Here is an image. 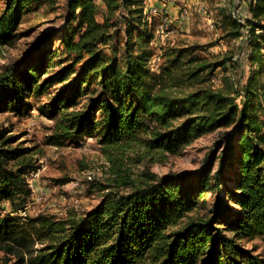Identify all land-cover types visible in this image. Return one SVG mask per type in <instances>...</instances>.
<instances>
[{"label": "trees", "instance_id": "16d2710c", "mask_svg": "<svg viewBox=\"0 0 264 264\" xmlns=\"http://www.w3.org/2000/svg\"><path fill=\"white\" fill-rule=\"evenodd\" d=\"M101 1L105 14L99 21L97 0H66L63 24L47 33L39 56L22 70L0 73V111L28 112L30 94L38 97L64 84L39 107L51 118L60 114L45 143L59 146L96 136L114 177L111 184L95 186L104 192L81 216L21 215L31 194L25 174L38 166L31 149L13 145L17 136L1 129L0 264H9L5 254L14 255L19 264H264L254 246L244 243L257 237L264 242V32L256 33L264 31V0L248 4L250 60L259 68L238 90L240 106L223 89L200 87L173 96L170 86L154 87L147 80L145 52L125 51L120 65L111 55V14L127 8L130 41L132 25H142L137 15L141 8L131 5L142 0ZM55 3L4 0L0 47L12 41L26 17L43 22L40 8ZM227 21L239 27L236 20ZM174 54L187 57L188 79L215 67L192 48ZM215 129H227L223 136L229 144L197 170L144 171L132 177L129 169H119L129 153L178 154Z\"/></svg>", "mask_w": 264, "mask_h": 264}, {"label": "rangeland", "instance_id": "374dc122", "mask_svg": "<svg viewBox=\"0 0 264 264\" xmlns=\"http://www.w3.org/2000/svg\"><path fill=\"white\" fill-rule=\"evenodd\" d=\"M65 2L56 0L53 8L42 5L40 12L43 22L31 23V19L26 17L20 23L12 41L0 47V73L9 68L22 70L31 59L39 56V46L44 44L47 33L63 24ZM249 2L252 0H142L131 5L133 10L141 8L137 15L142 25L138 21L132 25L130 41H127L126 33L130 13L127 8L120 6L111 14V33L115 34L111 42V55L123 65L125 51L136 54L145 52L149 70L147 80L154 87H171L173 96H182L184 91L200 87L223 89L240 106L238 90L247 82L252 70L259 68L256 64L252 65L250 60V27L246 25V19L251 16ZM3 3L4 0H0V6ZM104 14L105 11L98 8L97 19L101 21ZM229 19L236 20L239 27L228 23ZM140 32L151 34V37L142 39ZM263 32L261 29L256 30L257 34ZM262 44L264 53V40ZM186 48L194 49L196 56L207 58L210 66L215 64V67L211 71L203 70L197 79H188L187 57L177 58L174 54ZM105 50L109 49L106 47ZM164 70H170V74ZM261 77V85L264 86V72ZM63 86L55 84L38 97L30 94L27 100L31 109L28 112L0 111V130L6 129L7 135L17 136L13 145L30 148V154L40 168L35 176L30 175V171L25 174L31 188L24 206L28 216L43 214L62 219L81 216L99 202L104 192L95 186L111 184L114 177L111 160L103 152L96 136L84 135L75 141L65 140L59 146L45 143L60 114L51 118L41 112L39 107L49 100L47 94ZM75 108L79 106L70 107L68 111ZM225 130L215 129L197 137L178 154L143 157L129 153L119 169H129L132 177H140L144 171L162 175L197 170L204 166L212 153L218 158L219 152L226 149L229 141L223 136ZM218 162L216 159L213 170ZM206 197L210 202L212 195L208 193ZM244 243L247 247L254 246V252L264 259V242L260 237ZM37 247L38 244H35L34 248ZM0 256L3 253L0 252ZM4 257L9 264L20 263L14 255L5 254Z\"/></svg>", "mask_w": 264, "mask_h": 264}, {"label": "built area", "instance_id": "2783aa9c", "mask_svg": "<svg viewBox=\"0 0 264 264\" xmlns=\"http://www.w3.org/2000/svg\"><path fill=\"white\" fill-rule=\"evenodd\" d=\"M39 169H40V168L37 167L35 170H30L29 174L35 176V175L38 174ZM89 178H91V177L89 176ZM28 185H29V182H28ZM29 186H30V185H29ZM20 214H21V215H25V214H26L25 207H24L23 210L20 212Z\"/></svg>", "mask_w": 264, "mask_h": 264}, {"label": "crops", "instance_id": "0c3cea01", "mask_svg": "<svg viewBox=\"0 0 264 264\" xmlns=\"http://www.w3.org/2000/svg\"><path fill=\"white\" fill-rule=\"evenodd\" d=\"M97 4H98V8L102 9L103 11H105V7L104 4L101 0H97Z\"/></svg>", "mask_w": 264, "mask_h": 264}]
</instances>
